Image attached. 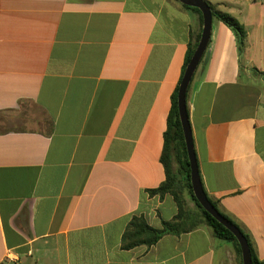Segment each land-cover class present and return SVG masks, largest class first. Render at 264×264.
I'll use <instances>...</instances> for the list:
<instances>
[{"label": "crops", "instance_id": "crops-1", "mask_svg": "<svg viewBox=\"0 0 264 264\" xmlns=\"http://www.w3.org/2000/svg\"><path fill=\"white\" fill-rule=\"evenodd\" d=\"M223 4L243 51L213 17L187 114L208 199L264 260V0ZM201 29L174 0H0V264H242L207 226L121 247L132 216L177 214L147 190Z\"/></svg>", "mask_w": 264, "mask_h": 264}, {"label": "trees", "instance_id": "trees-1", "mask_svg": "<svg viewBox=\"0 0 264 264\" xmlns=\"http://www.w3.org/2000/svg\"><path fill=\"white\" fill-rule=\"evenodd\" d=\"M174 1L178 2L177 0ZM208 4L212 11V17L224 23L234 32L238 43V50L241 54L246 39L245 29L230 14L218 11L210 3ZM180 5L185 9L193 10L198 13L202 26V15L197 8ZM200 35L201 32L196 37H193L188 44L180 80L172 95L171 109L167 118L166 131L164 133V147L160 158L165 171V180L157 188L147 190L149 196H159V198H163L165 195H170L177 206V214L171 221H162L161 228L150 226L143 216H132L121 237V247L124 250H130L141 246L150 248L165 235L180 236L195 231L202 226H207L211 229L216 239L233 243L241 259L240 246L234 235L199 205L191 188L190 166L177 108V93L183 73L197 47ZM204 57L205 53L202 59ZM255 72L264 78V72H259L257 70H255ZM185 194L188 195L195 205V208L190 209L186 207ZM210 202L217 209L215 203L211 200ZM220 214L230 220L223 213L220 212ZM231 222L236 225L233 221ZM239 230L248 242L252 264H264V260H260L257 257L249 236L240 228Z\"/></svg>", "mask_w": 264, "mask_h": 264}, {"label": "water", "instance_id": "water-1", "mask_svg": "<svg viewBox=\"0 0 264 264\" xmlns=\"http://www.w3.org/2000/svg\"><path fill=\"white\" fill-rule=\"evenodd\" d=\"M180 4L186 5L191 8H197L202 15V29L199 42L197 47L185 68L183 77L181 79L178 93H177V108L179 113V119L183 131L187 158L190 166V182L193 195L199 205L210 214L215 220H217L221 225L228 229L236 238L240 250L242 264H252L251 262V252L248 242L239 228L234 225L230 220L225 218L220 214V212L213 206V204L208 199L200 179L198 165L196 161L192 133L190 129L187 107H186V94L188 86L191 79L204 55L211 37L212 29V11L210 5L205 0H177Z\"/></svg>", "mask_w": 264, "mask_h": 264}, {"label": "rangeland", "instance_id": "rangeland-1", "mask_svg": "<svg viewBox=\"0 0 264 264\" xmlns=\"http://www.w3.org/2000/svg\"><path fill=\"white\" fill-rule=\"evenodd\" d=\"M206 2H212L213 4H216L220 7V10L225 12V10H227L226 8H224V4L223 3H229L230 0H205ZM220 3V4H218ZM215 20V19H214ZM185 201H186V207L193 209L195 208V205L193 204V202L190 200V198L188 197L187 194H185Z\"/></svg>", "mask_w": 264, "mask_h": 264}]
</instances>
